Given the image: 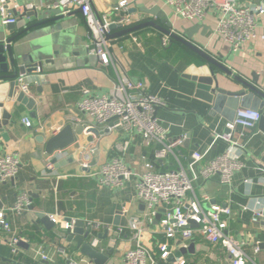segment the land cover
Wrapping results in <instances>:
<instances>
[{"label":"crops","instance_id":"crops-1","mask_svg":"<svg viewBox=\"0 0 264 264\" xmlns=\"http://www.w3.org/2000/svg\"><path fill=\"white\" fill-rule=\"evenodd\" d=\"M58 1L17 0L8 9L16 23L5 24L0 17V39H9L36 25L24 38L12 44L18 50L16 54H24L28 58L33 44L40 40L49 46L50 58L54 61L44 66V73L39 76L40 84H29L28 96L36 101L34 109L28 110L15 103L11 112L14 123L6 127L9 140L5 141L0 135V153L16 154L21 163L18 177L0 185V210L12 207L23 194L32 203L31 209L22 215L8 214L16 235L22 239L20 242H25L27 247L19 246L18 252L13 253L6 242L5 231L0 228V264H67V257L95 264L81 253L76 242L68 241L73 229L65 231L55 223V227L46 228L38 214L56 216L61 221H83L85 232L90 233L84 242L99 252L109 254L106 264H124L126 252L137 246L138 230L131 227L134 220L141 222L142 243L157 253L158 264H173L179 260H185V264H231L227 251L221 245H212L199 234L192 240H184L178 235L171 242L175 247L173 260L160 261L157 247L167 242L161 219L169 206L160 208L153 220L146 217L147 208L138 199L136 183L148 162L161 172L182 166L193 186L186 203L189 205L196 201L205 211L214 205L230 209V215L224 217L228 223L227 232L245 244L244 250L250 259L248 264H264V216L259 223L253 222L255 212L260 211L264 215V165L261 162L264 135L259 125L253 130L236 128L233 132V140L242 145L233 154L244 167L234 173L231 184H222L219 176L203 179L199 175L200 169L230 149V145L218 137L230 132L227 124L230 123L228 113L231 109L225 104L218 110L215 104L196 97V83L184 75L191 65L203 63L200 57L155 27H148L112 39L111 58L108 65L103 64L89 53V30L79 10L75 9L56 21H50L55 19V15L41 16L46 9L55 7ZM237 1L241 5L264 3V0ZM124 2L127 5L122 7ZM91 4L99 14L117 18L122 13L131 12L135 24L154 22L165 28L157 17L140 11L159 7L172 23L171 31L184 39H188L184 29L197 24L205 26L206 30L199 29L193 33L192 41L232 72L230 76L216 70L221 87L237 91L239 85L234 77L250 82L254 74L259 81L258 87H264V16L257 19L256 38L235 53L216 33V14H209L202 23H187L172 14L165 0H91ZM10 25H15L12 34L8 31ZM143 36L160 37L163 51H172L170 54L173 55L166 58L150 52L141 39ZM174 46L178 49L173 50ZM175 50L183 52L180 59L175 60ZM21 67L19 75L26 72ZM125 79L144 82L146 93L164 103L156 109L155 118L170 138L187 136L177 158L170 156L164 161H156L155 147H147L136 130H109L106 126L94 124L92 118L78 110L83 91L109 97L114 94L116 85ZM24 119L30 121V127L23 124ZM67 125L73 127L75 143L48 155L47 141ZM87 127H93L91 129L102 134L98 136L92 130L85 133ZM122 145L128 147L124 150ZM196 152L203 154L204 158L191 166V156ZM113 159L124 160L135 173L122 188L102 187L96 176ZM49 162L54 166L53 171L47 169ZM89 221L111 225L112 232L89 231ZM119 229L122 232H118ZM192 244L193 252L182 253L176 258L181 249L188 250ZM256 248L258 252H255ZM61 249H65L67 257ZM42 255L47 260L42 259Z\"/></svg>","mask_w":264,"mask_h":264},{"label":"built area","instance_id":"built-area-1","mask_svg":"<svg viewBox=\"0 0 264 264\" xmlns=\"http://www.w3.org/2000/svg\"><path fill=\"white\" fill-rule=\"evenodd\" d=\"M17 0H0V17L5 24H15L16 19L9 13L10 4ZM126 2L121 6L125 7ZM174 16L187 23H202L209 14L218 16L216 33L230 46L233 52H239L243 46L254 40L257 36V19L264 16V3H248L241 5L237 0H165ZM62 10V15H70L73 10H79L89 30L91 46L89 53L99 58L108 65L112 54V44L108 36L111 34L109 28L112 24H118L123 29L133 27L135 20L129 14L113 18L108 14H99L92 8L91 0H59L55 7ZM137 42V39H134ZM166 42V41H165ZM31 76L22 73L18 77L21 90L28 95L29 84L24 82ZM144 82H134L129 79L123 80L116 85L114 94L109 97L93 95L89 90L83 91V98L78 103V110L93 119L94 124L106 126L109 130L117 128L134 129L142 137L147 147H155L154 157L156 161H164L170 156L177 158V152L184 146L187 136L170 138L168 133L158 124L155 118L156 109L164 106V103L155 96L146 93ZM260 111L239 108L233 122L227 124L230 131L219 139L230 145L229 151L204 165L199 175L210 180L215 176L220 177L224 185L231 184L232 177L236 171L244 167L243 163L234 156L233 151L241 148L240 142L233 140V132L236 128L243 130L255 129L261 120ZM27 127L31 126L28 119L23 120ZM95 127V126H93ZM87 127L85 133L91 131ZM127 144V143H126ZM128 145V144H127ZM122 145V149L128 146ZM204 155L196 152L191 156V166L200 163ZM89 156L87 155V160ZM20 160L16 154L0 153V185L15 180L20 171ZM87 167V164L84 165ZM49 171L54 170L51 162L47 164ZM133 169L122 159H113L104 165L100 173L96 174L102 187L122 188L134 176ZM139 201L147 208L148 219L153 220L160 208L166 209L165 217L161 219L164 228L166 243H160L157 247L160 261L166 262L175 254V247L171 244L178 235L184 240H192L199 234L205 241L212 245H221L228 253L231 264H248L250 259L244 250L245 244L239 242L228 232V223L224 219L230 215V209L212 206L205 211L198 202L186 203L189 192L193 190L192 181L181 166L177 170L157 171L151 162L146 163L143 172L136 183ZM31 200L26 194L18 197L15 204L9 209L0 210V228L6 233V242L12 248L13 253L18 252L19 243L22 240L16 234L14 225L8 218V214L22 215L31 209ZM263 213L255 212L253 222L259 223ZM55 224L65 231H72L76 220L61 221L59 217L50 216ZM189 221H194L197 229L188 228ZM131 227L138 230L136 235L137 246L126 252L124 264H158L159 260L153 250L146 247L141 240V222L134 220ZM87 229L92 232L105 230L112 232L111 225L97 222H87ZM118 232H122L119 229ZM258 252V248L256 251ZM61 253L67 257L65 249ZM42 259L47 257L42 255ZM68 259L67 264H85L84 260ZM182 259V258H181ZM185 260L173 264H185Z\"/></svg>","mask_w":264,"mask_h":264},{"label":"water","instance_id":"water-1","mask_svg":"<svg viewBox=\"0 0 264 264\" xmlns=\"http://www.w3.org/2000/svg\"><path fill=\"white\" fill-rule=\"evenodd\" d=\"M140 11L157 17L161 21V24L165 25V28L154 22L139 23L138 25L127 29H123L122 26L118 24H112L109 28L111 34L108 38L112 40L120 36L135 33L144 28L155 27L173 40L182 43L198 55L203 62L200 66L194 64L191 65L189 70L186 71V74L184 75L187 79H191L196 83V97L206 101L207 103L215 104V107L218 110L221 106L226 104L228 108L231 109L228 113V119L230 122L234 121L239 108L260 111L262 117L259 122V129L264 135V87H258L259 81L257 76L254 74V78L250 82L236 76L234 77V80L238 83L239 89L237 91L223 89L216 74V70L222 71L224 74L230 76L232 72L192 41L193 33L199 29L206 30L207 27L197 24L190 29H184V32L188 37V39H184L171 31L173 28L172 23L159 7H155L153 9H140ZM129 14H131V12H125L122 13L121 16ZM33 15H35V13ZM51 15H55V19H51L50 21L63 19L62 10L55 9L54 7L46 9L41 13V16L44 18ZM50 21H46V23ZM35 26L26 28L21 33L13 35L9 39H0V135L5 141L9 140L6 127L14 123L11 112L15 103L26 107L28 110H33L36 105V101L21 90L20 83L18 82L19 68L22 66L21 68L26 70V72L31 76L24 82L25 84H40L41 80L39 76L44 73V66L54 63V61L50 58L51 52L49 46L46 43H42L40 40L33 44L32 54H30L28 58L25 57L24 54L21 56L20 54H16L18 50H15V47L12 44L24 38V36L35 28ZM14 29L15 25L8 26L10 34L14 33ZM115 31L118 32L114 33ZM91 130L98 136L102 134L96 129ZM74 143L75 134L73 127L71 125H67L59 133L47 141L46 153L48 155H53L57 151L67 149ZM261 162L264 165V149L261 155ZM38 218L46 228L55 227L53 220L48 215L38 214ZM157 219H159V216ZM187 227L197 229L198 225L194 221H189ZM89 234V232H85L83 221L77 220L72 234L68 236V241L76 242L81 253L84 256L91 258L95 264H106L109 259V254L99 252L90 244L84 242V239L87 238ZM75 235L77 237H74ZM19 246L27 247L28 245L25 242H20ZM193 247L194 244H192L188 250L181 249L180 252L176 254V258L182 256V253L183 255H186L188 252H193ZM171 260H173L172 256L168 259V261Z\"/></svg>","mask_w":264,"mask_h":264},{"label":"trees","instance_id":"trees-1","mask_svg":"<svg viewBox=\"0 0 264 264\" xmlns=\"http://www.w3.org/2000/svg\"><path fill=\"white\" fill-rule=\"evenodd\" d=\"M141 39L145 43L148 50H150V52L157 53V54H159V56L162 54L166 58H169L173 55V53L170 54L172 51H167V52L163 51V48L161 46V38L160 37L153 36L151 38H148L146 36H143ZM172 49L174 50V49H178V48L176 46H174ZM175 51H176L175 60L180 59L183 56V52L180 50H175Z\"/></svg>","mask_w":264,"mask_h":264}]
</instances>
